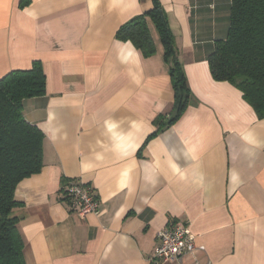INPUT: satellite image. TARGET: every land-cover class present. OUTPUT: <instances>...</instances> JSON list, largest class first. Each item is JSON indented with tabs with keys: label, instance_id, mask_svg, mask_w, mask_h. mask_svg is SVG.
Wrapping results in <instances>:
<instances>
[{
	"label": "crops",
	"instance_id": "1",
	"mask_svg": "<svg viewBox=\"0 0 264 264\" xmlns=\"http://www.w3.org/2000/svg\"><path fill=\"white\" fill-rule=\"evenodd\" d=\"M159 1L192 96L170 126L155 25L153 57L117 38L152 0H0V79L35 61L47 75L46 95L24 101L45 137L42 170L15 193L27 264H157L158 233L175 222L200 250L164 264H264V119L208 64L231 0ZM70 181L94 188L98 215L71 210Z\"/></svg>",
	"mask_w": 264,
	"mask_h": 264
},
{
	"label": "trees",
	"instance_id": "2",
	"mask_svg": "<svg viewBox=\"0 0 264 264\" xmlns=\"http://www.w3.org/2000/svg\"><path fill=\"white\" fill-rule=\"evenodd\" d=\"M152 3V9L124 24L117 38L130 42L144 58L153 57L157 48L148 21L155 25L175 95L174 114L165 124L170 126L184 115L192 96L160 1ZM208 64L215 81L237 88L258 119H264V0H231L227 36L215 42ZM46 85V70L39 61L0 79V264H27L16 215L22 202L15 193L22 180L42 170L45 137L24 118V101L45 96Z\"/></svg>",
	"mask_w": 264,
	"mask_h": 264
},
{
	"label": "built area",
	"instance_id": "3",
	"mask_svg": "<svg viewBox=\"0 0 264 264\" xmlns=\"http://www.w3.org/2000/svg\"><path fill=\"white\" fill-rule=\"evenodd\" d=\"M65 194L71 210L81 218L100 213V204L93 187L81 181H70ZM158 240L159 244L153 256V261L157 264L182 263L185 257L194 256L196 251L200 250L189 225L180 222L161 229Z\"/></svg>",
	"mask_w": 264,
	"mask_h": 264
}]
</instances>
